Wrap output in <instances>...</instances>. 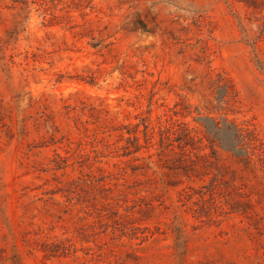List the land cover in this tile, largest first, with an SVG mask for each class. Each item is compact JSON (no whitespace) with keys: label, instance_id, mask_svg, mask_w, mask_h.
Segmentation results:
<instances>
[{"label":"rangeland","instance_id":"obj_1","mask_svg":"<svg viewBox=\"0 0 264 264\" xmlns=\"http://www.w3.org/2000/svg\"><path fill=\"white\" fill-rule=\"evenodd\" d=\"M0 264H264V0H0Z\"/></svg>","mask_w":264,"mask_h":264},{"label":"trees","instance_id":"obj_2","mask_svg":"<svg viewBox=\"0 0 264 264\" xmlns=\"http://www.w3.org/2000/svg\"><path fill=\"white\" fill-rule=\"evenodd\" d=\"M215 125H216V127H217L218 130H226V129L230 128V127L233 128L232 129L234 131V134H233V143L231 145H229V146L226 145V144H224V143H222V147L224 149H226V150L232 151L236 155H243V154H240L241 151H242L243 146L241 144L239 129L237 128V126L235 124H233V126L232 125H226V124H224V126L221 127L218 122H216ZM186 134H187V136H186ZM166 137H167L168 140L172 138L171 134H167ZM185 137L186 138H190L191 137L188 131L185 133ZM146 139H147L146 140L147 143L150 144L151 141H152L151 138H146ZM128 140L131 143V145H128L127 148L128 149H131V147H133V149H131V152H138L142 148V144L140 142V137L137 134H133V136H130L128 138ZM244 155H245V157L247 159L250 158V155L249 154H244ZM185 192L188 195L191 194V193H188V190H185ZM204 195H205V193L202 194V197H204Z\"/></svg>","mask_w":264,"mask_h":264}]
</instances>
